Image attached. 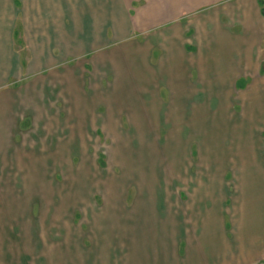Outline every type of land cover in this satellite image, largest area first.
I'll return each mask as SVG.
<instances>
[{
	"label": "rangeland",
	"instance_id": "374dc122",
	"mask_svg": "<svg viewBox=\"0 0 264 264\" xmlns=\"http://www.w3.org/2000/svg\"><path fill=\"white\" fill-rule=\"evenodd\" d=\"M131 14L0 0V264L237 258L243 176L264 162V85L250 87L264 63L224 86L186 63L191 45L178 65L160 31L132 32Z\"/></svg>",
	"mask_w": 264,
	"mask_h": 264
},
{
	"label": "crops",
	"instance_id": "0c3cea01",
	"mask_svg": "<svg viewBox=\"0 0 264 264\" xmlns=\"http://www.w3.org/2000/svg\"><path fill=\"white\" fill-rule=\"evenodd\" d=\"M118 2H121L122 10L128 6L132 11L130 16H123L132 32L160 31L162 54L169 55L173 63L181 65L184 47L191 45L192 57L187 58L186 63L191 61V69L198 71L225 72L221 76L225 80L224 86L231 81L236 86L241 78L250 76L248 72L261 71L264 63V0ZM134 2L139 5L132 10ZM21 8L20 13L24 15V3ZM257 76L258 73L250 76V87L264 85V80ZM248 162V166L256 169H248L242 180L240 242L239 248L234 249L237 258L233 259L231 254V259L227 258L223 264H264V162L250 159Z\"/></svg>",
	"mask_w": 264,
	"mask_h": 264
},
{
	"label": "trees",
	"instance_id": "16d2710c",
	"mask_svg": "<svg viewBox=\"0 0 264 264\" xmlns=\"http://www.w3.org/2000/svg\"><path fill=\"white\" fill-rule=\"evenodd\" d=\"M263 14H264V11H263Z\"/></svg>",
	"mask_w": 264,
	"mask_h": 264
}]
</instances>
